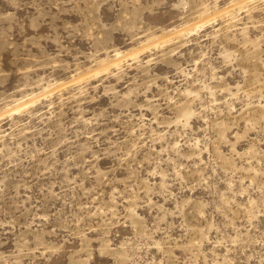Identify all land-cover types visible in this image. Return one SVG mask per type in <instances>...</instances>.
I'll use <instances>...</instances> for the list:
<instances>
[{"label": "rangeland", "instance_id": "rangeland-1", "mask_svg": "<svg viewBox=\"0 0 264 264\" xmlns=\"http://www.w3.org/2000/svg\"><path fill=\"white\" fill-rule=\"evenodd\" d=\"M0 264H264V0H0Z\"/></svg>", "mask_w": 264, "mask_h": 264}]
</instances>
